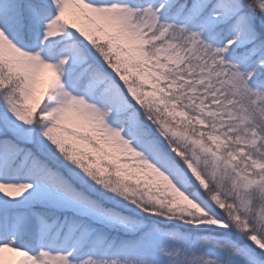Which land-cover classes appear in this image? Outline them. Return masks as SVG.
<instances>
[{"label": "snow or ice", "instance_id": "6c2138e0", "mask_svg": "<svg viewBox=\"0 0 264 264\" xmlns=\"http://www.w3.org/2000/svg\"><path fill=\"white\" fill-rule=\"evenodd\" d=\"M0 264H264V0H0Z\"/></svg>", "mask_w": 264, "mask_h": 264}]
</instances>
